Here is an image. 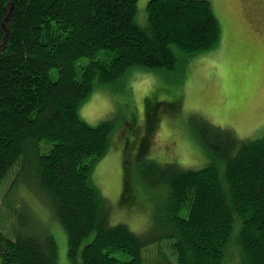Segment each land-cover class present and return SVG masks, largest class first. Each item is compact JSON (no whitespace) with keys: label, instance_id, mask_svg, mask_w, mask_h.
Masks as SVG:
<instances>
[{"label":"trees","instance_id":"trees-1","mask_svg":"<svg viewBox=\"0 0 264 264\" xmlns=\"http://www.w3.org/2000/svg\"><path fill=\"white\" fill-rule=\"evenodd\" d=\"M137 1L0 0V187L16 167L10 186L19 177L53 205L74 264L78 255L79 264H224L233 236L238 264H264V136L239 139L203 122L216 135H203L216 162L147 163L146 175L166 193L171 254L158 249L147 263L146 233L111 222L91 172L112 124L91 125L78 114L94 80L115 81L133 66L173 69L175 50L192 56L220 36L209 0H148L145 25L136 20ZM2 195L6 206L8 190ZM6 217L0 210V264H58L45 226L21 229L24 213L17 212L9 229Z\"/></svg>","mask_w":264,"mask_h":264},{"label":"rangeland","instance_id":"rangeland-1","mask_svg":"<svg viewBox=\"0 0 264 264\" xmlns=\"http://www.w3.org/2000/svg\"><path fill=\"white\" fill-rule=\"evenodd\" d=\"M147 1H137L136 20L141 25L146 24ZM209 1L215 7L214 0ZM221 12L226 20L227 11ZM247 44L235 47L220 28L218 41L205 51L185 56L175 50L178 59L173 69L133 66L115 81L94 80L92 92L78 108L79 117L91 125L105 119L112 124L108 148L92 169L91 178L109 202L111 222H123L135 232L146 233L150 241L144 249L147 263L158 257V249L162 255L171 254L166 214H162L166 193L153 175H146L147 163L198 168L216 162L203 142V135L214 140L216 135L203 122L230 128L239 139L264 136V33L259 41L251 37ZM217 165L225 184L224 164ZM15 170H10L0 187V210L7 215V227L13 228L15 215L23 212L20 228L33 231L37 225L45 226L55 240L58 264H74L53 205L43 201L35 187L30 191L19 177L10 186ZM238 230L236 219L233 233L237 235ZM75 261L79 264V255ZM238 262L233 236L224 264Z\"/></svg>","mask_w":264,"mask_h":264},{"label":"crops","instance_id":"crops-1","mask_svg":"<svg viewBox=\"0 0 264 264\" xmlns=\"http://www.w3.org/2000/svg\"><path fill=\"white\" fill-rule=\"evenodd\" d=\"M214 4L215 7L212 2L220 28L230 35V40L235 47L240 48L241 44L245 47L248 46L247 42L250 41L251 37L255 38V41L262 39L264 33L262 28L264 26V0H214ZM222 9L227 11L226 20L222 17ZM258 33H261L260 36Z\"/></svg>","mask_w":264,"mask_h":264},{"label":"water","instance_id":"water-1","mask_svg":"<svg viewBox=\"0 0 264 264\" xmlns=\"http://www.w3.org/2000/svg\"><path fill=\"white\" fill-rule=\"evenodd\" d=\"M12 5H13V2H10L9 12H8V14H7V16H6V18H5V19H7V18H9V17H10V15H11V9H12ZM3 27H4V29H5V25H3Z\"/></svg>","mask_w":264,"mask_h":264}]
</instances>
